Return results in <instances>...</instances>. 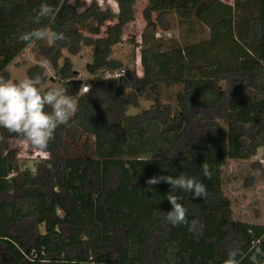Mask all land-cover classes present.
Instances as JSON below:
<instances>
[{
  "label": "trees",
  "instance_id": "trees-1",
  "mask_svg": "<svg viewBox=\"0 0 264 264\" xmlns=\"http://www.w3.org/2000/svg\"><path fill=\"white\" fill-rule=\"evenodd\" d=\"M115 1L117 16L95 5L72 6L70 0H0V76L7 78V68L34 45L59 72L77 105L68 125L54 130L44 152L49 157L34 171L20 170L8 149L18 134L0 128L4 264H148L150 258L155 264H224L227 250L236 247L240 264H250L254 248L264 249V225L232 219L221 171L226 160H248L264 151V0H148L145 18L150 21L154 13L157 22L141 35L142 46L148 44L140 46L142 77L111 58L123 26L134 18V0ZM41 3L56 10L55 19H43L41 25L64 34L50 46L18 39L40 26L31 21ZM170 16L180 25H199L208 37L164 44L155 38L156 27L169 28ZM114 19L118 22L106 28L104 37L83 34L86 28L89 35H99ZM84 47L92 52L87 67L92 79L88 92L80 94L71 64L65 61L59 69L58 63L63 51L76 56ZM34 73L44 81L40 66L29 69L27 77ZM177 85L182 89L175 105L163 104L160 86ZM141 97L151 107L126 115ZM217 115L221 123L214 120ZM152 126L159 129L163 151L130 157L128 136L141 146ZM65 140L83 142L81 152L74 154ZM202 164L208 167L207 177ZM181 173L199 179L206 195L192 199L177 189L187 222L173 227L160 213L171 210L166 199L170 186L146 181ZM25 224L28 231L34 226L26 236L16 232ZM38 226L45 227L43 234ZM258 262L264 264V256Z\"/></svg>",
  "mask_w": 264,
  "mask_h": 264
},
{
  "label": "rangeland",
  "instance_id": "rangeland-1",
  "mask_svg": "<svg viewBox=\"0 0 264 264\" xmlns=\"http://www.w3.org/2000/svg\"><path fill=\"white\" fill-rule=\"evenodd\" d=\"M232 4V0H220ZM72 6H82L81 9L90 5L97 6L100 10H110L116 16L119 8L115 0H70ZM148 0H134L133 12L134 18L122 28L121 43L112 48L111 58L120 60L126 69H134L138 77H142L143 70L140 64V48L148 47V44L142 46L141 35L148 24L157 22V15L149 13L150 21L145 18ZM79 10V12L81 11ZM169 28L163 30L156 27L155 38H161L164 44L175 41L180 45L197 42L208 37L207 31L199 25H180L176 17H168ZM118 22L117 19L106 22L100 28L99 35H89L87 29L83 28V34L93 39L104 37L105 30ZM44 46H50L44 41ZM141 46V47H140ZM45 61L40 57L38 48L29 45L7 68V78L18 81L27 77V71L35 66L43 69L44 81L38 87L40 91L46 92L51 87L63 86L64 81L58 71H55L50 65L42 63ZM65 61L71 64V71L75 73L76 78L81 82V89L88 87L92 77L87 72V67L92 63V52L88 47L81 49L76 56H71L67 51H63L62 58L58 63V68H62ZM57 69V70H59ZM105 77H111L106 74ZM116 77V76H115ZM221 88L227 90L225 83H220ZM182 89L181 85L164 88L160 86L161 102L165 105H175V95ZM88 92V91H87ZM80 94L81 91H80ZM136 108H129L126 112L128 116H134L148 110L152 102L146 97L138 98ZM76 104V101L73 100ZM214 120L221 123L220 116H213ZM158 127L152 126L148 137L140 146L134 135L128 136L127 153L130 157H151L161 153L164 145L158 141ZM1 141V139H0ZM92 144V140H89ZM74 154H79L83 142L66 141ZM8 149L14 151L16 163L20 170L34 171L37 165L45 163L49 157L47 153H39L30 145L23 143L21 139L13 138L8 141ZM209 148L206 149L208 151ZM222 193L229 199L232 208V219L253 224L264 225V151L257 150L256 154L248 160H226L222 166ZM159 238V237H158ZM155 241V238L153 239ZM148 264H155L152 258Z\"/></svg>",
  "mask_w": 264,
  "mask_h": 264
},
{
  "label": "clouds",
  "instance_id": "clouds-1",
  "mask_svg": "<svg viewBox=\"0 0 264 264\" xmlns=\"http://www.w3.org/2000/svg\"><path fill=\"white\" fill-rule=\"evenodd\" d=\"M56 10L48 3H41L32 23L40 25L29 31L21 32L18 39L23 42L46 41L49 45L62 41L64 34L48 25H41V20L55 19ZM42 63L47 64V60ZM41 83L39 74H33L24 79L13 81L0 76V128L18 134L23 143L30 145L35 151L44 153L49 141L53 138L54 130L60 126H67L75 112L77 105L73 102L66 88L56 86L41 92L38 85ZM202 174L209 176L206 164L201 165ZM166 183L170 186L166 196L171 210L161 212L166 222L173 227L185 224L186 209L178 202L175 191L190 194L192 199L203 198L206 195L205 185L196 177L181 173L178 176H153L146 183L157 185ZM238 247L227 250L224 264H240ZM258 256H264V249L255 247L248 257L250 264H259Z\"/></svg>",
  "mask_w": 264,
  "mask_h": 264
},
{
  "label": "crops",
  "instance_id": "crops-1",
  "mask_svg": "<svg viewBox=\"0 0 264 264\" xmlns=\"http://www.w3.org/2000/svg\"><path fill=\"white\" fill-rule=\"evenodd\" d=\"M33 231H34V226L32 225L30 228V231H28L26 224L22 225L20 227H17V229H16V232H22L24 236L32 233ZM37 231H38V233L43 234L45 232V227L44 226H38ZM6 259H7V257L4 253V250H3L2 246H0V262L6 261Z\"/></svg>",
  "mask_w": 264,
  "mask_h": 264
},
{
  "label": "built area",
  "instance_id": "built-area-1",
  "mask_svg": "<svg viewBox=\"0 0 264 264\" xmlns=\"http://www.w3.org/2000/svg\"><path fill=\"white\" fill-rule=\"evenodd\" d=\"M87 91H88V87H83V88L81 89V93H82V94L86 93Z\"/></svg>",
  "mask_w": 264,
  "mask_h": 264
},
{
  "label": "flooded vegetation",
  "instance_id": "flooded-vegetation-1",
  "mask_svg": "<svg viewBox=\"0 0 264 264\" xmlns=\"http://www.w3.org/2000/svg\"><path fill=\"white\" fill-rule=\"evenodd\" d=\"M5 262H6V261H3V262L1 261L0 263L4 264Z\"/></svg>",
  "mask_w": 264,
  "mask_h": 264
}]
</instances>
